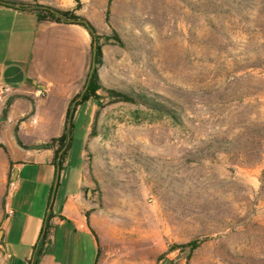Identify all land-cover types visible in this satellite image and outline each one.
Instances as JSON below:
<instances>
[{"label":"rangeland","instance_id":"rangeland-1","mask_svg":"<svg viewBox=\"0 0 264 264\" xmlns=\"http://www.w3.org/2000/svg\"><path fill=\"white\" fill-rule=\"evenodd\" d=\"M9 1L96 29L102 88L89 128L74 116L67 169L83 148L109 258L264 264V0Z\"/></svg>","mask_w":264,"mask_h":264},{"label":"crops","instance_id":"crops-1","mask_svg":"<svg viewBox=\"0 0 264 264\" xmlns=\"http://www.w3.org/2000/svg\"><path fill=\"white\" fill-rule=\"evenodd\" d=\"M91 61V36L83 26L37 20L28 9L0 3L3 264H30L45 220L49 238L38 264H147L146 258H109L83 148L79 164L68 171L67 152L57 174L54 147L38 146L63 132L69 102L82 89ZM38 88L42 95H36ZM81 110L89 128L94 110L89 100L75 115Z\"/></svg>","mask_w":264,"mask_h":264},{"label":"trees","instance_id":"trees-1","mask_svg":"<svg viewBox=\"0 0 264 264\" xmlns=\"http://www.w3.org/2000/svg\"><path fill=\"white\" fill-rule=\"evenodd\" d=\"M78 1V0H76ZM1 4H9L19 8L28 9L32 11L37 20H47L55 22H71L76 23L87 29L91 36V50H92V61L90 69L87 73L85 83L82 89L73 96L69 102V106L66 111L64 130L61 135L52 137L48 141L39 144V147L49 148L54 147L53 164L56 166L57 174L62 170L63 163L67 156V152L72 139L73 131V119L77 107L88 100L97 101L100 97L98 90L102 88L99 78L95 69V65L101 61L102 50L99 44V37L96 33L95 27L82 15L74 12L73 9H61L51 5H45L41 3H35L33 5H26L24 3H16L9 0H0ZM109 96L115 100H122L128 102H141L143 104H149L147 95L143 93H131L117 91L115 89H107ZM164 105H161V109L164 110ZM50 224L48 220H45L41 235L37 245L34 246L33 259L30 264H38L39 258L44 252V248L49 238ZM179 247H187L188 251H193L198 243L195 240H191L185 244L177 245Z\"/></svg>","mask_w":264,"mask_h":264},{"label":"built area","instance_id":"built-area-1","mask_svg":"<svg viewBox=\"0 0 264 264\" xmlns=\"http://www.w3.org/2000/svg\"><path fill=\"white\" fill-rule=\"evenodd\" d=\"M42 94H43V90L40 89V88H38V89L36 90V95H42Z\"/></svg>","mask_w":264,"mask_h":264}]
</instances>
